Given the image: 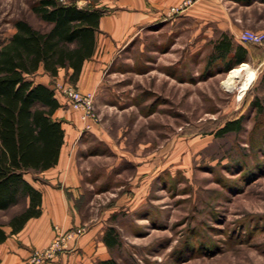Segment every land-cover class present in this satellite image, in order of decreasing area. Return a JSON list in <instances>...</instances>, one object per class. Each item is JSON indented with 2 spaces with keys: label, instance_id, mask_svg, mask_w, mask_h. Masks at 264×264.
<instances>
[{
  "label": "rangeland",
  "instance_id": "rangeland-1",
  "mask_svg": "<svg viewBox=\"0 0 264 264\" xmlns=\"http://www.w3.org/2000/svg\"><path fill=\"white\" fill-rule=\"evenodd\" d=\"M37 1L0 0V45L17 20L42 28ZM217 36L176 17L136 37L101 75L90 122L105 141L84 124L85 149L100 158L84 162L95 191L76 205L114 229L108 256L118 264H264V43L233 66L210 61ZM234 120L238 132L214 135Z\"/></svg>",
  "mask_w": 264,
  "mask_h": 264
},
{
  "label": "trees",
  "instance_id": "trees-1",
  "mask_svg": "<svg viewBox=\"0 0 264 264\" xmlns=\"http://www.w3.org/2000/svg\"><path fill=\"white\" fill-rule=\"evenodd\" d=\"M38 0L31 6L42 28L24 20L14 23L15 32L0 45V214L12 211L0 224V244L5 241L3 226L18 233L32 218L41 215L42 196L25 178L44 172L58 163L64 132L52 116L60 104L54 92L29 80L40 68L51 78L60 70H71L75 84L84 63L91 59L105 11L96 9L98 0L80 7L76 1ZM210 61L233 66L247 61L248 51L222 33L212 42ZM240 121L226 122L216 137L238 132ZM15 209H18L14 211ZM108 251L118 246L113 228L103 237ZM98 264H118L113 258Z\"/></svg>",
  "mask_w": 264,
  "mask_h": 264
},
{
  "label": "crops",
  "instance_id": "crops-1",
  "mask_svg": "<svg viewBox=\"0 0 264 264\" xmlns=\"http://www.w3.org/2000/svg\"><path fill=\"white\" fill-rule=\"evenodd\" d=\"M184 0H98L93 7L105 11L99 22L100 33L96 36L93 56L86 61L74 85L81 92L94 93L100 85L101 75L117 52L145 31H159L176 17L192 19L218 36L228 34L236 45L243 46L250 56L253 44L242 43L244 31L264 32V0H195L181 14H170L172 7ZM83 7V6H80ZM254 46V45H253ZM71 70H60L51 78L40 68L29 78L34 85H44L54 92L60 104L52 119L61 123L64 132L58 163L38 174L26 175V180L41 193V215L26 222L16 234L3 226L6 239L0 244V264H25L33 250L46 248L54 237V228L69 230L81 227L84 234L58 255L51 264H98L107 260L108 249L103 243V223L96 219L84 220L77 209V202L86 191H95V181L84 162L100 158L99 153L85 149L82 135L84 124L91 133L105 141L101 127H94L80 118V112L67 107L57 88L69 82ZM71 84V83H70ZM109 169V167H107ZM105 169L102 171L104 173ZM29 177V178H28ZM67 246V247H68Z\"/></svg>",
  "mask_w": 264,
  "mask_h": 264
},
{
  "label": "built area",
  "instance_id": "built-area-1",
  "mask_svg": "<svg viewBox=\"0 0 264 264\" xmlns=\"http://www.w3.org/2000/svg\"><path fill=\"white\" fill-rule=\"evenodd\" d=\"M195 0H184L178 6L170 8V14H181L194 4ZM242 43L253 45H262L264 43V32L244 31L240 35ZM59 95L64 99L67 107L74 111L80 112V118L83 122L88 123L94 120V93L81 92L74 85L65 83L57 88ZM54 237L50 244L42 250H33L28 259L27 264H43L54 261L60 253L65 251L68 243L84 234L81 227L71 228L69 230H61L54 228Z\"/></svg>",
  "mask_w": 264,
  "mask_h": 264
},
{
  "label": "bare ground",
  "instance_id": "bare-ground-1",
  "mask_svg": "<svg viewBox=\"0 0 264 264\" xmlns=\"http://www.w3.org/2000/svg\"><path fill=\"white\" fill-rule=\"evenodd\" d=\"M244 70H247V65H242V66H240L239 68L233 70V71L230 73L229 78L227 79V82H225V85L231 87V86L233 85V79H234V78H237V77L239 76V74H240L241 72H243ZM247 85H248V82H246V83L243 85L242 89L244 90V89L247 87Z\"/></svg>",
  "mask_w": 264,
  "mask_h": 264
}]
</instances>
